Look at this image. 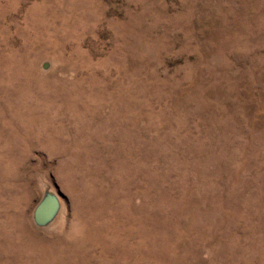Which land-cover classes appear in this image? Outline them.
<instances>
[{"label":"rangeland","instance_id":"rangeland-1","mask_svg":"<svg viewBox=\"0 0 264 264\" xmlns=\"http://www.w3.org/2000/svg\"><path fill=\"white\" fill-rule=\"evenodd\" d=\"M0 264H264V0H0Z\"/></svg>","mask_w":264,"mask_h":264},{"label":"water","instance_id":"water-1","mask_svg":"<svg viewBox=\"0 0 264 264\" xmlns=\"http://www.w3.org/2000/svg\"><path fill=\"white\" fill-rule=\"evenodd\" d=\"M61 207L60 200L55 193L47 192L33 210L36 225L45 226L55 219Z\"/></svg>","mask_w":264,"mask_h":264},{"label":"bare ground","instance_id":"bare-ground-1","mask_svg":"<svg viewBox=\"0 0 264 264\" xmlns=\"http://www.w3.org/2000/svg\"><path fill=\"white\" fill-rule=\"evenodd\" d=\"M14 103V102H13ZM125 123V122H124ZM64 139V138H63ZM133 150V149H132ZM105 178V177H104ZM114 185V184H113ZM27 236V235H26ZM152 250V249H151ZM2 258V257H1Z\"/></svg>","mask_w":264,"mask_h":264}]
</instances>
